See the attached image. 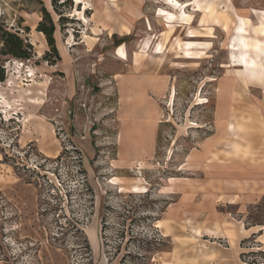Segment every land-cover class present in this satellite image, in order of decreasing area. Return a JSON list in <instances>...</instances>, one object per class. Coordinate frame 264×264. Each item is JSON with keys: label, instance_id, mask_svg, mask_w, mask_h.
<instances>
[{"label": "rangeland", "instance_id": "obj_1", "mask_svg": "<svg viewBox=\"0 0 264 264\" xmlns=\"http://www.w3.org/2000/svg\"><path fill=\"white\" fill-rule=\"evenodd\" d=\"M175 1L0 0V52L4 32L32 48L0 55V264H264L261 232L240 234L264 226V196L242 213L197 191L230 121L222 159L264 165V84L235 75L264 74V0H217L211 19ZM133 118L154 137L123 163Z\"/></svg>", "mask_w": 264, "mask_h": 264}, {"label": "crops", "instance_id": "obj_2", "mask_svg": "<svg viewBox=\"0 0 264 264\" xmlns=\"http://www.w3.org/2000/svg\"><path fill=\"white\" fill-rule=\"evenodd\" d=\"M165 1L166 3H169L173 6H176L175 3H177V1L175 0ZM216 1L217 0H190V2L186 4V6L193 5L197 9L195 11L204 12V15H206L207 18L211 19V17H208V11L212 7H215ZM181 5L182 4L177 6L181 7ZM159 11L162 10L160 9ZM179 13L177 16L178 23L189 26L192 23V16L181 9ZM166 15L167 17H172V15L169 13H167ZM218 16L216 15L214 16V18H212L213 22L215 23L214 26L220 25L218 22L220 18ZM169 27L174 30V26ZM123 28L124 30L122 31L127 30V28ZM208 30H212V28H208ZM188 33L191 34L188 36ZM187 36L195 37L197 35L196 32L188 28ZM189 44H191L192 46L195 45L193 42ZM246 62H249V59L246 58ZM235 75L242 81L243 85L247 88H251L249 84H254L257 86L264 84V80H261L264 78V74L259 71H252L251 67H243V69L241 70H236ZM252 89L255 90L254 88ZM134 103L138 102H130V104L132 105ZM125 123L126 124L120 131L119 146V158L123 161V163H125L126 160L135 158L139 159L143 157L142 153L144 151L141 153L143 149L140 146V143L144 140L149 141L148 137H150V142L152 143L154 137V134H152L151 130L147 131V123L143 122V120L141 119L133 118L127 120ZM150 128H152V125H150ZM220 128L222 129L223 127L220 126ZM237 132L238 131L236 130L234 124L231 121L228 122V125L225 127L224 131V133L226 134L225 138L227 136H234ZM225 138L223 140H225ZM223 140L220 139L218 142L214 143L213 146L211 145L212 148L210 150H206V148H204L201 154L198 155L201 156L199 157L197 163V166L199 167L198 172L201 174V177H199L197 181L199 182L197 186L199 190L197 191L198 194L202 195H211L210 193H212L214 198L218 199L219 201L225 199L227 204H229L230 206H235L238 212L244 213L246 211V208L250 204L254 203V200L256 198H258L259 196H264V165L258 164L255 166L254 164H251L249 162L233 159H222L225 158L224 154H220L221 152H218L217 150H219L220 147L223 145ZM147 147L145 146L144 148L146 149V155L151 152V145L150 149ZM138 148H140V151H133L139 152V155H128L125 153L127 149L132 150ZM215 153H217L216 158L211 159V155ZM207 162H209V164ZM201 192H203L204 194ZM188 197L189 195L186 197V199ZM258 231L261 232V235L260 233H258L259 242L264 245V226H251L246 229L244 228L242 229L240 234L242 236L248 237L249 235L254 234ZM237 258L238 253L236 252L233 257V262H229L226 264H238Z\"/></svg>", "mask_w": 264, "mask_h": 264}, {"label": "trees", "instance_id": "obj_3", "mask_svg": "<svg viewBox=\"0 0 264 264\" xmlns=\"http://www.w3.org/2000/svg\"><path fill=\"white\" fill-rule=\"evenodd\" d=\"M43 19L47 20L49 23V27L46 28L43 23H39L37 26V31L42 32L47 40V44L50 47L53 53H56L55 45H54V24L50 17V14L44 9H42ZM2 41V49L0 55L3 56H12L17 59H29L32 55V48L29 44H25L22 39L19 37L4 32L3 36H1ZM4 80L3 70L0 69V82Z\"/></svg>", "mask_w": 264, "mask_h": 264}, {"label": "bare ground", "instance_id": "obj_4", "mask_svg": "<svg viewBox=\"0 0 264 264\" xmlns=\"http://www.w3.org/2000/svg\"><path fill=\"white\" fill-rule=\"evenodd\" d=\"M121 47H122V46H121ZM116 54H117L118 57H120V58H122V59H125L126 54H125V52H124V50H123L122 48H118L117 51H116ZM138 164H140V163L138 162ZM130 170H131V169H130ZM138 171H139V170H138ZM137 189L143 191V190L145 189V186H139V187H137ZM143 192H144V191H143ZM191 232H192V231H191ZM193 234H194V235H192L193 238H194L195 235L198 237V235H199L198 230H197V231L195 230Z\"/></svg>", "mask_w": 264, "mask_h": 264}]
</instances>
